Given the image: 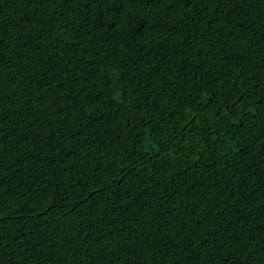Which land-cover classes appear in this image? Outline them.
I'll return each mask as SVG.
<instances>
[{"label": "trees", "instance_id": "1", "mask_svg": "<svg viewBox=\"0 0 264 264\" xmlns=\"http://www.w3.org/2000/svg\"><path fill=\"white\" fill-rule=\"evenodd\" d=\"M0 264H264V0H0Z\"/></svg>", "mask_w": 264, "mask_h": 264}]
</instances>
